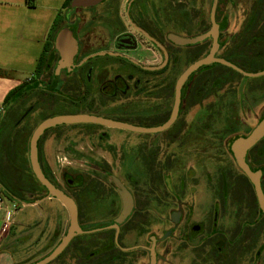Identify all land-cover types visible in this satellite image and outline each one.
I'll return each mask as SVG.
<instances>
[{"label": "flooded vegetation", "instance_id": "obj_1", "mask_svg": "<svg viewBox=\"0 0 264 264\" xmlns=\"http://www.w3.org/2000/svg\"><path fill=\"white\" fill-rule=\"evenodd\" d=\"M192 1L196 4L190 5L191 10L198 15L202 8L197 3L203 6L206 0ZM242 1L218 0L214 8L222 14L214 18L218 27ZM161 5L162 0H103L90 8L73 9L64 22L73 18L76 57L69 72L61 70L53 89H42L48 94L37 99L40 121L79 114L156 123L136 127L141 129L165 123L175 81L183 72L175 80L166 76L178 61L174 49L188 48L186 55L195 62L213 42L208 37L195 45H174L170 35L195 38L209 30L212 20L208 24L198 15L188 32L179 18L187 4L169 1L166 8L177 12L178 21L163 20L182 32L162 35ZM243 12L264 14L263 0H251ZM247 21L244 30L255 28V21ZM251 32L253 38L260 31ZM220 36L218 30V45ZM250 40L246 72L254 74L264 69V39ZM55 53L52 75L59 58ZM200 69L182 84L178 114L167 129L125 130L135 144L112 142L109 131L115 127L96 123L56 125L39 136L41 172L76 206L82 231L77 236L76 264H264V216L253 185L231 152L232 143L248 137L264 119V75L247 77L256 82L231 86L224 101L204 106L221 88L206 89ZM53 77L42 78V87H49ZM190 108L205 114L189 119ZM189 157L192 165L186 163ZM244 162L252 173L260 174L264 198V136L247 151ZM118 184L129 195L131 209L115 226L123 209L118 193L123 189ZM34 193L37 196L30 203L46 198L45 191Z\"/></svg>", "mask_w": 264, "mask_h": 264}, {"label": "rangeland", "instance_id": "obj_2", "mask_svg": "<svg viewBox=\"0 0 264 264\" xmlns=\"http://www.w3.org/2000/svg\"><path fill=\"white\" fill-rule=\"evenodd\" d=\"M169 1H173L175 3L177 0H162V5H161L162 22L160 23V30H161L162 35H165L166 33H174V34L178 35V34H181L180 32H182L181 27H179L175 24H172V23L168 24L165 21L168 19L173 20L175 22L178 21L177 12L173 9L168 10V8H166ZM181 1L185 4H187L185 6L188 7V9L183 10V12L180 13L179 18H181L180 22L183 23L185 29L188 32L193 30L192 29L193 24H194L193 21L195 22V20L198 18V15L200 17L198 19H203L204 21L208 22V24H209L210 20H212V15H213V20L215 17L220 18L222 15L221 12L215 13V11H214L215 6H217V4H218V0L203 1V3H204L203 6H201L200 4L197 3V6H200L202 8L201 13H198V15L196 12L191 10V7H190L191 4H196V3H194V1H192V0H181ZM250 2H251V0H243L242 3L239 5L240 7H237L236 11H234V12L230 11L229 13H227L226 14L227 19H224L222 24L219 25V30L221 31V36L219 39L220 49L217 52V56L219 58H221L222 56H224L226 54H229L231 57H234V58H236V57L240 58L242 56H241L239 48L244 47L245 50L248 49L249 45L247 46L246 44L252 45L250 42L251 41L250 39H253V38L254 39H264V29H262V31L258 32L257 34H254L253 38L250 37L249 33L251 32V30L248 27H247V29L244 30V28L246 26L245 22L248 19H250L251 22L256 21L258 19V15H256V14H250V13L243 12V9L245 7H248L250 5ZM263 2H264V0H263ZM197 6H195V7H197ZM72 10L73 9H69V14L71 12H73ZM77 12L79 13V12H81V10H77ZM86 13H88V12L86 11ZM260 16H263V18H264V14H262ZM163 19H165V20H163ZM263 20L264 19H261V21H263ZM72 21H73V18L67 23L64 22L63 23V29L64 28H70L71 29ZM258 26H256V27L258 28ZM247 42H249V43H247ZM209 45H210V41H208L205 44L207 49H208ZM262 47L264 48V45ZM174 50H175V56H177L178 61H176V63L174 65L170 66V68L168 70V74H166V76H168V78H171L173 80H175L176 77L186 68V66L188 65L189 62H192L195 60V59H193V56L188 59V57L186 55V52H188V48H186V47H180V48H176ZM55 51H53L52 57L54 58V60L56 62L57 54L55 53ZM248 57H250V56H248ZM241 59H245V60L250 62V58L247 59L246 54H245V57L244 58L242 57ZM54 63L52 64V68L54 66ZM51 72L47 73L45 77H43L44 75L38 76L37 81H42V78L46 79L47 77H48L47 81H50L51 77H52ZM198 73L205 74L206 80L204 82L206 85V89L212 88L213 86H216L217 88H221V89H219V91L217 92L216 95L209 97L205 101L204 106L206 104L212 103L218 99H220V101H224L226 99V96L228 95V93L230 91L229 87L236 86L238 84L243 86L244 83L246 84V82H249L247 77H245L239 73H235L234 71H231L230 68L225 67V66H217V65L211 66V65H209V66H206V68L201 67V69ZM47 75H49V76H47ZM63 77H64V75H63ZM209 79H211V80H209ZM260 80H261V78H260ZM35 81H33V80L27 81L26 85L34 86L33 84H35ZM254 82H256V81H251L249 83L253 84ZM28 91H29V93L24 95V98L22 97L20 102H18V104H17V106L22 105V107H26V109H27V111L25 113L26 119L21 120L20 116H17L16 114H15L16 116L14 114L12 115L13 119H15L17 121L18 127H19V129L17 127L16 132H18L21 128L27 129L28 131L30 129L32 130L35 127V125H37L40 122V118H41L40 110L41 109H40V106L38 107L37 99L39 96H41L44 93H45L44 96L47 95L48 92L43 91L42 88H40L39 86H38V89H34L33 92H30L31 88H29ZM206 102H208V103H206ZM34 107L36 109H34ZM199 111H200L199 108H193V109L190 108L186 114L190 115L191 118H189V119H192L193 117H196L197 115L205 114V112L201 114ZM115 120H116V122L129 124V125H132L135 127H153L156 124L154 121L141 122L139 120L129 119L126 117H118V116L115 118ZM188 125L195 126V124H191V123H189ZM12 127H14V126H12V124H10L9 128H12ZM16 132H13L14 135L12 136V138L10 140V144L7 147V158H6V160H8V163L10 165V169H9L8 165L6 167L7 168L6 170L2 169L6 174L4 172L3 173L5 175H7L8 182L11 179L10 176H8V174H7L8 169H9V175L11 173V170L13 169L12 157H13V150H14L13 145L16 144V139H15ZM109 133H110L109 135L111 136L110 140L112 142H115V143L121 142L123 144H135L136 143L135 141H133L129 137L125 136L127 134H130L128 131L118 130L116 128H112L111 131H109ZM3 137H4V135L2 134V139H3ZM27 151H29V145L27 146ZM27 151H26V153H27ZM186 163L192 165L194 163L193 158L189 157ZM52 167H53V170H56V169H54L53 164H52ZM29 173L31 174L30 170H29ZM32 177H33V175H32ZM32 181H33L32 183L35 187H39L36 191L39 194L42 193L44 190L42 189V186H40V183H38V181L34 177H33ZM25 186L27 187V191H25V189H24V188H26ZM18 187H19V194L21 196V198L18 196V198H20V200H18L19 206L16 205L17 208H15L16 206L15 207H10V206L8 207V212H9L10 218L12 221H14L16 223L14 225L15 231H13V234L15 236H17V238L13 241V243H15V245H13L12 247L10 245V248L13 250L14 257L17 259L18 258L20 259L21 257L25 256L28 253H30V254L34 253L35 255L40 257V256L44 255L50 248L52 249L53 245H55L56 243H58L60 241V239H61L60 235L64 234L66 229L61 231V233H59V234H58V231L56 229V231H54L52 236H50V237L48 236L44 242L36 244L35 246L25 245V244H27L26 243L27 236H33L34 234H36L38 232H42V230L44 229L45 223L49 224V226L47 227V230L53 229L56 225H58L61 218L62 219L64 218L66 220L68 216H67V213L62 209V207H60L59 203L56 201L55 202L53 201L51 203V205L45 203V204H42V205L37 206L35 208L25 207V206H27L25 204V202L27 203V202L32 201L34 196H37V195L32 190H28V186L26 183H25V185L20 184ZM11 220H9L8 222H10ZM23 246H24V248L21 249L20 247H23ZM32 259H34V258H32ZM31 263H34V262H32V260H31V262L28 264H31Z\"/></svg>", "mask_w": 264, "mask_h": 264}, {"label": "crops", "instance_id": "obj_3", "mask_svg": "<svg viewBox=\"0 0 264 264\" xmlns=\"http://www.w3.org/2000/svg\"><path fill=\"white\" fill-rule=\"evenodd\" d=\"M63 2L65 0H0V194L3 197V212L0 213V264H28L31 260L32 262L39 261L51 250L50 248L40 257L34 253H28L20 259L14 257L10 245L11 247L15 245L13 241L17 238L13 234L16 223L11 219L10 222H6L4 211L8 210L9 206H19L18 200H20L21 196L18 186L20 184L33 185V177L28 171L30 166L27 151L31 133L28 134L29 131L27 129L21 128L19 130L20 134L17 137L15 135L16 144L13 145L12 157L13 169L10 175V165L6 158L7 147L14 135L13 132H16L18 127V123L13 119L12 115L20 116L21 120L26 119V107L17 106L22 97L24 98V95L29 93V87L26 82L34 74L37 60L43 51V45L53 31L56 19L60 17L56 34L63 28V23L66 21L67 13L62 10ZM36 82H38L37 79ZM19 87H22L20 90L22 94L13 102L11 100L5 104L4 98L6 95ZM30 92H33V90ZM34 109L36 108L34 107ZM10 124L14 127L9 128ZM2 134L4 135L3 139ZM7 165L9 167L7 174L11 178L9 182L7 175H5L6 173L3 171L7 169ZM24 189L27 191V187ZM52 202L51 199L45 198L35 203L25 202L27 205L25 207L35 208L45 203L51 205ZM67 224L68 219L61 218L58 225L53 229L47 230L49 224L45 223L42 232L27 236V244L25 245L35 246L42 243L48 236H52L56 229L58 234L65 230ZM60 236L62 237L63 234ZM24 246L20 248L22 249Z\"/></svg>", "mask_w": 264, "mask_h": 264}, {"label": "water", "instance_id": "obj_4", "mask_svg": "<svg viewBox=\"0 0 264 264\" xmlns=\"http://www.w3.org/2000/svg\"><path fill=\"white\" fill-rule=\"evenodd\" d=\"M103 0H71L69 2V9H76V8H90L92 6H95L96 4L102 2ZM212 24L210 25L209 30L195 38H177L173 35H170L168 38L174 43V45L177 46H185V45H195L196 43H200L201 41L205 40L208 37L212 38V44L210 45V48L208 50V53L198 59L195 62H191L181 73L179 78L175 81L174 85V99L172 103V110L170 117L167 119L165 123H163L161 126L151 129H141L136 128L135 126L116 122L113 120L108 119H102L98 118L96 116H89V115H56L53 117H49L44 119L42 122L40 121L39 124L35 127L34 131L31 132L30 138H29V151H28V161L30 166V171L33 175V177L40 183V186L44 189L46 192V198H54L58 200V202L64 207V209L67 212L68 215V226L65 230L64 235L61 237L58 244H56L53 249L42 259L39 261H35L31 264H48L51 263L55 258H57L66 248L67 245L71 242V240L76 236L82 234V231L79 228L78 220H77V213H76V206L74 202L58 191L57 188H55L43 175L41 172L40 164L37 157V151L38 146L37 142L39 139V136L42 135L43 132H45L47 129L54 127L56 125H69V124H75V123H96L97 125H103L108 127H115L116 129H123V130H129V131H135V132H153L157 133L160 131H163L167 129L171 124L174 123L177 114H178V108L180 103V91L182 84L185 80L188 79V77L193 74L195 71H197L199 68L203 66L208 65H221L230 68V70L235 71L245 77L253 78V77H259L264 75V69L260 72L251 74L248 73L235 65L231 64L230 61L225 60L223 58L216 57L217 50L219 49V45L217 42L218 38V30L219 27L213 20L212 15ZM76 35L75 32L70 28H62L55 36V39L53 40V48L58 52L59 58L55 65L54 72H53V80L52 84L49 87L43 88L41 84H37L36 87H40L44 90H51L55 87V85L58 82V77L60 76L61 70H66L69 72L72 67V62L74 58L76 57ZM161 48V46H160ZM264 136V119L261 120L257 126L253 129L251 134L245 138H239L235 140L231 145V152L233 154V159L237 167L245 174V177L248 179V181L253 185L254 191H255V197L258 203V206L260 210L262 211V214L264 216V198L263 193L261 191L260 185H259V176L260 174H254L250 171V169L247 167L246 163L244 162V157L247 151L253 147V145ZM121 189L123 187L118 184ZM122 202H123V209L121 210L120 214L118 215L117 219L114 221V225L117 226L118 224H121L125 218L128 215L129 209H131V200L129 198V195L125 190L118 192ZM116 229V228H115Z\"/></svg>", "mask_w": 264, "mask_h": 264}, {"label": "trees", "instance_id": "obj_5", "mask_svg": "<svg viewBox=\"0 0 264 264\" xmlns=\"http://www.w3.org/2000/svg\"><path fill=\"white\" fill-rule=\"evenodd\" d=\"M69 2H71V0H65V2L62 3V10L64 11V13H67V15L69 14ZM71 14H72V12L70 13V15ZM260 18L264 19L263 16L259 15L258 19L255 21V25L256 26L259 25L258 28L256 26H254L255 28H252V26H253L252 25V26H249L250 30L253 29V30L258 32V31H262V29H264V20L261 21ZM58 21H60V17L58 19H56V21L54 23L55 27H54L53 31L51 32V34H49L48 39H46V42L43 45V51L40 55V58H38V60H37V64H36V67L34 70V74L32 75V78H31V80H33V81H34V79L36 80L38 76L46 75L47 73L51 72L50 67H52L53 60H54V58L52 57V53L54 51L53 50L54 49L53 48V40L55 39V36H56V30H57L56 28L58 26ZM251 33L252 32H250L249 34H251ZM257 48L258 47H256L255 49H257ZM251 49L252 48L248 47V49L245 50L244 47H242V48L240 47L239 50H240L241 56L244 58L245 54H246L247 59H248L249 58L248 56L250 55ZM242 57L234 58V57H231L229 54H226V55L222 56L221 58L230 61L231 64L235 65L236 67H238L244 71H249V66L247 65L248 62L245 59H241ZM217 66H221V65H217ZM203 68H206V66ZM51 75H52V72H51ZM47 76H49V75H47ZM52 77H53V75H52ZM52 77H51V79H52ZM37 84L42 85V82L41 81H38V82L35 81V84H33L34 86L30 85L28 87L31 88V90L38 89V87L35 86ZM21 89H22V87H19L18 89H15V90L11 91L9 94H7L6 97L4 98L5 104L9 103L11 100L13 102L16 98H18V96L22 94V93H20ZM31 132H32V130L30 129L28 134H30ZM19 134H20V131L16 132V134H15L16 137ZM29 169H28V171H29ZM31 176H32V173H31ZM38 188L39 187H35L34 185H30V184L28 185V190H34V189H38ZM56 244H58V243H56ZM55 245H53V247ZM77 245H78V237H74L71 240V242L69 243V245L66 246L64 251L57 258H55L51 263H48V264H76ZM53 247H52V249H53ZM45 256H43V257H45Z\"/></svg>", "mask_w": 264, "mask_h": 264}, {"label": "built area", "instance_id": "obj_6", "mask_svg": "<svg viewBox=\"0 0 264 264\" xmlns=\"http://www.w3.org/2000/svg\"><path fill=\"white\" fill-rule=\"evenodd\" d=\"M31 78H32V76L29 78L28 81H30ZM2 206H3V197H2V195L0 194V213L3 212V210H2ZM12 207H13V206H12ZM4 218H5V221H6V222H8V221L11 219L8 210L4 211Z\"/></svg>", "mask_w": 264, "mask_h": 264}]
</instances>
